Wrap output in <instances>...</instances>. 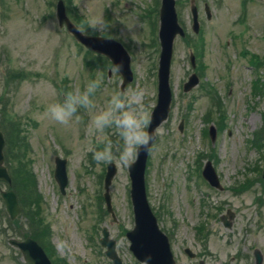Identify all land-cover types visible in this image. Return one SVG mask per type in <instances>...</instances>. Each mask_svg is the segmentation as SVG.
<instances>
[{
	"label": "rangeland",
	"instance_id": "obj_1",
	"mask_svg": "<svg viewBox=\"0 0 264 264\" xmlns=\"http://www.w3.org/2000/svg\"><path fill=\"white\" fill-rule=\"evenodd\" d=\"M56 2L0 0V129L5 132V164L12 174L11 186L0 180V188L12 187L22 202L12 220L0 197V264L20 260L15 248H7L9 253L2 248L7 238L31 232L47 241L54 250L51 255L64 264H111L99 244L103 226L115 240L123 264H144L134 258L125 236L134 221L127 167L115 164L109 188L113 219L103 199L107 164L97 165L87 151L95 143L87 134L89 113L82 109L80 120L66 126L48 116L49 104L60 101L67 89L83 90L86 79L97 73L104 77L98 109L120 90L122 81L119 72L108 76L113 64L58 26ZM63 2L82 31L88 18L103 12L108 30L93 34L125 46L133 79L124 90L143 89L150 114L157 99L160 0ZM195 4L200 39L191 32L190 0H176L186 37L174 41L173 97L149 150L146 196L159 226L170 237L175 264H251L253 245L264 257V93L253 90L257 84L264 89V69L250 61L251 54H264V0H195ZM195 48L200 53L199 68L194 70L199 84L186 93L182 85L192 72L188 56ZM211 124L217 131L214 141L206 132ZM9 133L12 138L7 139ZM57 155L67 159L64 194L53 175ZM207 160L223 189L210 186L201 176ZM227 210L233 214L227 218L228 227L220 217ZM197 226L206 241L198 238ZM185 246L196 257L182 252Z\"/></svg>",
	"mask_w": 264,
	"mask_h": 264
},
{
	"label": "water",
	"instance_id": "obj_2",
	"mask_svg": "<svg viewBox=\"0 0 264 264\" xmlns=\"http://www.w3.org/2000/svg\"><path fill=\"white\" fill-rule=\"evenodd\" d=\"M174 0H162L160 8V28L159 39L161 45L159 68H158V102L151 113V123L149 125V132L153 134L155 128L167 117L169 111V104L171 100V91L169 87V72L170 62L172 57L173 39L177 33L184 35L182 28L177 23V15L174 7ZM191 12L193 16V30L198 31L199 24L197 21L196 7L191 5ZM208 18L210 17L209 9L206 7ZM56 15L59 25L65 23L70 32L73 33L75 38L85 44L87 47L106 54L112 61L122 63L121 73L123 75L122 87L126 82L132 78V73L129 66V55L123 48V46L110 38H104L99 36L88 37L83 34L75 25L69 20L65 13V8L61 0L58 1L56 6ZM192 64L193 56H191ZM198 82V78L195 74L190 76V79L184 85V90L187 91ZM4 144L3 135L0 132V177H5L9 180L6 169L3 166V153L2 148ZM148 151L142 150L134 165L129 167V173L131 178V200L133 204L134 212V227L127 232V238L130 240V250L135 257L140 261H145L148 264H173L174 260L169 248L167 237L160 231L156 217L152 213L148 204L145 183H144V170L145 162ZM115 174L114 164L108 166V171L104 179L105 188V201L108 211L112 212L111 199L109 195V185ZM204 175L211 181L215 179V174L207 163L204 170ZM264 175V173H263ZM55 177L59 184L60 190L63 192L65 184L67 182V176L65 172V159L58 160L55 170ZM6 202L7 209L11 215H15L18 211V205L16 202L13 191L7 193ZM108 232L103 229V238L101 244L107 246L106 255L109 256L113 264H120V259L115 251V241L109 239ZM257 262H260L258 256Z\"/></svg>",
	"mask_w": 264,
	"mask_h": 264
},
{
	"label": "clouds",
	"instance_id": "obj_3",
	"mask_svg": "<svg viewBox=\"0 0 264 264\" xmlns=\"http://www.w3.org/2000/svg\"><path fill=\"white\" fill-rule=\"evenodd\" d=\"M109 22L103 12L88 18L83 31L88 37L93 33L108 30ZM96 37V36H95ZM122 63L116 62L111 71L120 72ZM104 83L102 74L86 79L83 90H68L62 99L47 107L49 118L60 125H69L80 120V111L90 115L87 134L95 143L89 144L87 151L97 165L115 163L126 167L134 165L142 150H151L153 134L148 128L151 117L145 107L143 89L118 90L110 95L106 106L98 109L97 93ZM112 136L118 137L113 140Z\"/></svg>",
	"mask_w": 264,
	"mask_h": 264
},
{
	"label": "flooded vegetation",
	"instance_id": "obj_4",
	"mask_svg": "<svg viewBox=\"0 0 264 264\" xmlns=\"http://www.w3.org/2000/svg\"><path fill=\"white\" fill-rule=\"evenodd\" d=\"M0 197H1V188H0ZM4 210H5V207H4ZM5 212H6V210H5ZM198 232H199V234H198ZM196 233L198 234V238L200 240H202V241H206L207 240V237L204 235V233H203V231H201V229L197 228ZM35 235H36V233H35ZM27 236H31V235L25 234L21 238L17 239L18 243H19L18 246L17 245L14 246V245H9L8 244V245H6L4 247L2 246V248H4L6 250V253L8 252L7 248H10V249L15 248L16 249V253L19 255V258H20V260H18V257H16V259H15L16 264H46L45 259L42 257V255L39 252L38 248L36 246L30 244V243H25V238ZM41 240L45 241L43 238H41ZM7 242H8V240H7ZM42 247H43V249L45 251H47V245H46V247H44V246H42ZM258 249L259 248H257L256 246L253 245L252 252H251V254H252L251 264H257L256 263L255 254H256V251H258ZM182 252H184L185 254H187L191 258H194L197 255L196 252H194L193 250H191V248H189L187 246L183 247ZM49 255H50V252H49ZM263 260H264V257H262L261 264H263ZM60 261H62V260L60 259ZM53 264H57V263L53 262ZM200 264H204V261H201Z\"/></svg>",
	"mask_w": 264,
	"mask_h": 264
}]
</instances>
